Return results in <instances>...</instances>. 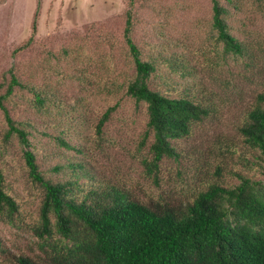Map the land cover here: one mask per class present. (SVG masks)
I'll return each mask as SVG.
<instances>
[{"label":"rangeland","instance_id":"rangeland-1","mask_svg":"<svg viewBox=\"0 0 264 264\" xmlns=\"http://www.w3.org/2000/svg\"><path fill=\"white\" fill-rule=\"evenodd\" d=\"M221 1L231 33L247 50L244 59L223 53L211 0H0L1 102L26 130L45 178H76L78 198L98 184L114 185L149 206L188 202L212 182L237 183L239 172L264 179V154L240 131L264 90V0H235L237 8ZM129 7L132 38L155 63L149 85L170 96L189 94L209 110L173 141L180 156L163 157L156 175L141 161L152 140L149 133L141 144L146 103L126 92L135 72L123 37ZM111 105L99 132L96 123ZM7 127L0 106V174L19 203L13 222L0 216V264L39 254L32 226L43 196L28 174V146L15 132L6 137Z\"/></svg>","mask_w":264,"mask_h":264},{"label":"trees","instance_id":"trees-1","mask_svg":"<svg viewBox=\"0 0 264 264\" xmlns=\"http://www.w3.org/2000/svg\"><path fill=\"white\" fill-rule=\"evenodd\" d=\"M211 2V24L223 53L244 59L247 50L231 33L226 20L228 7L221 0ZM226 2L239 7L235 0ZM131 15L129 7L123 37L135 72L126 83V92L146 103V130L141 144L149 133L152 140L149 156L141 161L149 173L156 175L163 157L180 156L173 141L189 134L192 123L209 110L189 94L170 96L149 85L155 63L143 57L134 42ZM13 83L20 84L16 78ZM37 97L43 100L39 94ZM1 98L8 124L5 136L15 132L28 146L23 153L28 174L43 187L38 218L32 226L40 252L35 257L13 255L8 264H264V179L239 172L237 183L212 182L192 200L179 205L157 202L149 206L114 185L98 184L78 198L72 188L76 178L61 182L41 173L26 130L15 124ZM114 107L108 106L102 112L97 131H101ZM240 131L249 147L264 154V90L256 94V103ZM58 139L70 146L65 139ZM18 211L19 203L4 188L0 174V216L13 222Z\"/></svg>","mask_w":264,"mask_h":264}]
</instances>
